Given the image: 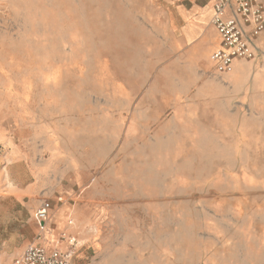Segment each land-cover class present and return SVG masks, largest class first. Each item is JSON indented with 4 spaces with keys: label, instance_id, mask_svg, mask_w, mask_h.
<instances>
[{
    "label": "rangeland",
    "instance_id": "1",
    "mask_svg": "<svg viewBox=\"0 0 264 264\" xmlns=\"http://www.w3.org/2000/svg\"><path fill=\"white\" fill-rule=\"evenodd\" d=\"M138 21L124 0H0V264L44 205L87 264H264V119L144 110L175 86Z\"/></svg>",
    "mask_w": 264,
    "mask_h": 264
},
{
    "label": "crops",
    "instance_id": "2",
    "mask_svg": "<svg viewBox=\"0 0 264 264\" xmlns=\"http://www.w3.org/2000/svg\"><path fill=\"white\" fill-rule=\"evenodd\" d=\"M124 1L139 18V46L157 63V77L175 86L172 92H145L149 100L144 110L160 118L166 114L194 118L209 114L210 120L218 123L264 119V32L257 37L247 34L254 49L252 59L234 60L230 66L222 67L213 59L222 50L219 33L212 25L214 0ZM130 127L137 128L132 123ZM83 184L80 178L73 177L70 185L79 191ZM43 192L38 185H32L12 196L40 198L45 196ZM48 208L50 213L52 208ZM60 229L55 224L49 227L48 250L57 245ZM71 230L68 228V234L75 239ZM82 247L76 254V263L87 262L79 256Z\"/></svg>",
    "mask_w": 264,
    "mask_h": 264
},
{
    "label": "built area",
    "instance_id": "3",
    "mask_svg": "<svg viewBox=\"0 0 264 264\" xmlns=\"http://www.w3.org/2000/svg\"><path fill=\"white\" fill-rule=\"evenodd\" d=\"M213 14L212 25L219 33L222 46V50L214 54V61L228 67L234 60L252 59L254 49L247 34L257 37L264 32V0H214ZM36 218L40 230L34 242L19 254L13 264H87L75 262L81 246L68 234V228L73 226L71 219L59 233L57 245L48 250L46 226L50 218L49 208L43 206L38 209Z\"/></svg>",
    "mask_w": 264,
    "mask_h": 264
}]
</instances>
